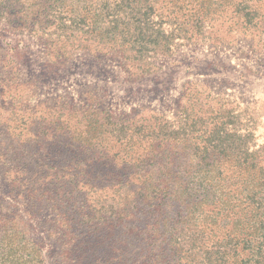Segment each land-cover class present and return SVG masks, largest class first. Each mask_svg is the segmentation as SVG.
Here are the masks:
<instances>
[{
	"label": "trees",
	"instance_id": "16d2710c",
	"mask_svg": "<svg viewBox=\"0 0 264 264\" xmlns=\"http://www.w3.org/2000/svg\"><path fill=\"white\" fill-rule=\"evenodd\" d=\"M258 1L24 0L0 20L43 40L53 64L119 54L138 81L186 44L264 33ZM197 84H184L176 118L141 122L96 109L89 87L79 104L44 101L69 134L46 153L36 132L29 153H0V178L21 205L0 197V264H48L32 223L46 210L56 212L46 233L54 227L65 246L52 264H264V145L223 104L196 112L213 102L195 103Z\"/></svg>",
	"mask_w": 264,
	"mask_h": 264
},
{
	"label": "rangeland",
	"instance_id": "374dc122",
	"mask_svg": "<svg viewBox=\"0 0 264 264\" xmlns=\"http://www.w3.org/2000/svg\"><path fill=\"white\" fill-rule=\"evenodd\" d=\"M24 0H0V18L3 7L9 12L22 8ZM256 5V4H255ZM259 21H264L263 0L257 2ZM14 20V14H13ZM225 45H207L202 42L179 47L171 58L164 61L162 70L138 81L128 79L121 65L119 54L94 55L77 53L71 60L53 64L44 53L43 40L16 28L15 22L7 24L0 20V153L6 155L16 146L29 153L33 132L43 139L42 153L52 151L54 141L64 140L69 131L62 130L63 123L50 121L49 109L44 101L51 99L69 103H81L82 93L94 91L98 99L95 108L107 107L115 117L149 119L158 114L176 118L182 101L184 84L194 81L199 91L196 102L213 100L210 104H223L231 110V121L236 128L252 124L258 145H264V33L257 31L253 37H239ZM51 102V101H50ZM53 114L56 111L54 108ZM64 111V110H63ZM60 120H67L69 109ZM60 121V122H62ZM176 123V122H175ZM29 131H32L30 133ZM25 140L26 143H20ZM61 143V142H60ZM31 153H35L34 150ZM8 183L0 178V197H5L7 206L18 204L14 196H8ZM46 210L43 219L33 220V234L42 239L45 250L52 259L59 258L64 249L63 239L56 234L49 236L46 229L56 212ZM54 225V224H53ZM57 229L63 230L62 225ZM60 264H65L64 262Z\"/></svg>",
	"mask_w": 264,
	"mask_h": 264
}]
</instances>
